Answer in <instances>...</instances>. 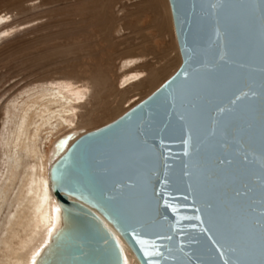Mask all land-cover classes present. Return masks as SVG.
<instances>
[{
    "label": "water",
    "instance_id": "95a60500",
    "mask_svg": "<svg viewBox=\"0 0 264 264\" xmlns=\"http://www.w3.org/2000/svg\"><path fill=\"white\" fill-rule=\"evenodd\" d=\"M181 65L58 141L61 227L36 264H264V0H168Z\"/></svg>",
    "mask_w": 264,
    "mask_h": 264
},
{
    "label": "rangeland",
    "instance_id": "374dc122",
    "mask_svg": "<svg viewBox=\"0 0 264 264\" xmlns=\"http://www.w3.org/2000/svg\"><path fill=\"white\" fill-rule=\"evenodd\" d=\"M154 2L155 10L147 7L150 0H0V15H8L0 33L12 28L0 36V158L38 87L63 82L89 87L76 107L75 128L60 127L41 141L49 154L62 138L115 121L176 73L182 61L169 2ZM140 56V68L122 67ZM136 72L142 81L125 88V76ZM35 118L28 111L25 126Z\"/></svg>",
    "mask_w": 264,
    "mask_h": 264
},
{
    "label": "bare ground",
    "instance_id": "6f19581e",
    "mask_svg": "<svg viewBox=\"0 0 264 264\" xmlns=\"http://www.w3.org/2000/svg\"><path fill=\"white\" fill-rule=\"evenodd\" d=\"M150 1L147 7L155 10L154 0ZM7 17V14L0 15V24ZM11 30H4L0 36L8 35ZM142 59V56L126 59L122 67L125 70L138 69ZM125 77V88L139 84L143 79L140 72ZM38 88L37 93L29 97L23 119L15 123L6 142L5 159L0 158V264H36L61 227V208L52 189L50 170L62 151L57 142L53 153L49 151V156L41 150V141L49 140L46 135H53L60 127L75 128L76 107L84 102L89 87H76L72 82H63ZM46 97L48 100L45 102ZM52 105L54 107L50 108ZM28 111L33 112L37 120L32 119L33 122L28 121L25 126ZM14 112L19 113L21 118L20 109L15 107ZM68 136L71 137L70 142L80 137L74 134ZM70 142L67 147L73 143ZM105 223L122 248L124 264H140L116 229L106 220Z\"/></svg>",
    "mask_w": 264,
    "mask_h": 264
},
{
    "label": "snow or ice",
    "instance_id": "6c2138e0",
    "mask_svg": "<svg viewBox=\"0 0 264 264\" xmlns=\"http://www.w3.org/2000/svg\"><path fill=\"white\" fill-rule=\"evenodd\" d=\"M262 214H264V213H262ZM262 227H264V225H262Z\"/></svg>",
    "mask_w": 264,
    "mask_h": 264
}]
</instances>
